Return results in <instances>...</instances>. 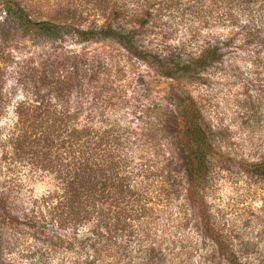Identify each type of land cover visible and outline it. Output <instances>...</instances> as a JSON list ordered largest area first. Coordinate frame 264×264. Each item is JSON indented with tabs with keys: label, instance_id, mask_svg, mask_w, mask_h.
Masks as SVG:
<instances>
[{
	"label": "rangeland",
	"instance_id": "1",
	"mask_svg": "<svg viewBox=\"0 0 264 264\" xmlns=\"http://www.w3.org/2000/svg\"><path fill=\"white\" fill-rule=\"evenodd\" d=\"M248 1L226 15L217 0H140L141 6L136 0H21L33 19L81 26L112 18L137 27L138 12L139 39L151 51L177 47L194 54L220 45L219 61L193 80L167 79L111 39L16 32L0 11V29L7 24L0 32V190L20 217L17 230L3 235V264H33L37 228H55L39 217L43 212L34 213L35 205L47 192L63 191L66 163L79 151L118 161L135 175L152 202L156 238L175 264L214 259L203 218L240 260L264 264V178L243 170V163L264 157V0ZM171 83L194 100L212 147L194 199L187 198ZM18 113L27 114L25 135L13 150ZM47 255L51 264L71 257L61 249Z\"/></svg>",
	"mask_w": 264,
	"mask_h": 264
},
{
	"label": "trees",
	"instance_id": "2",
	"mask_svg": "<svg viewBox=\"0 0 264 264\" xmlns=\"http://www.w3.org/2000/svg\"><path fill=\"white\" fill-rule=\"evenodd\" d=\"M219 1L226 9V15L232 7L238 6L241 11L245 8L243 5L250 2ZM136 2L141 6L140 0ZM138 10L141 11L140 8ZM0 11L4 14L5 23L13 25L14 31L32 37L62 40L68 36L81 41L114 40L129 54L152 64L158 74L171 80H193L211 64L219 61L223 54L218 44L202 47L194 54L184 53L177 47H163L158 51H151L140 42L138 26H142L144 21L143 14L139 15L138 12L133 14L137 16L133 20L138 25L136 27L133 23L128 26L126 23H114L112 18H106L99 24L97 20L87 21L84 26L73 21L36 20L29 15L21 0H0ZM6 25L0 32H4ZM169 98L174 102L179 126V157L187 182V198L194 199L207 177L208 157L212 147L201 113L192 97L171 83ZM0 101L3 102L1 90ZM16 109H20L19 104ZM20 114H17L18 124H14L17 136L10 142L13 150L20 147L25 135L23 125L27 114ZM51 120L56 122V116L53 115ZM243 170L249 175L264 178V157L243 163ZM66 171L63 191L58 195L47 192L39 199L40 204L37 207L35 205L34 213L37 215V212H43L39 217L46 223L52 222L56 229L37 228L36 234L41 238L38 239L40 245L30 254L33 264H51L47 254L55 252V249L71 254L69 260L63 264H175L166 252L169 248L160 244L156 238L155 224L150 221L152 208L148 207L152 202L146 199L144 186L136 183L133 179L135 175L127 170V166L97 156L91 159L90 156L80 155L79 151L75 159L66 163ZM21 217L27 218V215L22 213ZM19 219L8 203V194L1 189L0 264H3V235L12 229L16 231ZM201 228L203 234L212 240V251L216 257L210 254L209 257L214 259L206 260L207 262L206 257H202L200 264H260L240 260L213 231L207 219H202Z\"/></svg>",
	"mask_w": 264,
	"mask_h": 264
}]
</instances>
